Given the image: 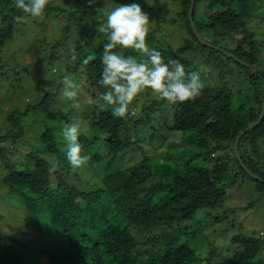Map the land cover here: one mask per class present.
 Listing matches in <instances>:
<instances>
[{
  "label": "trees",
  "instance_id": "obj_1",
  "mask_svg": "<svg viewBox=\"0 0 264 264\" xmlns=\"http://www.w3.org/2000/svg\"><path fill=\"white\" fill-rule=\"evenodd\" d=\"M113 1L118 5L139 3L142 7L144 2ZM260 1L196 0L193 17L198 32L201 36L205 32L220 39L242 34V30L245 33L247 21L264 9ZM170 3L178 4L177 19L186 22L188 36L192 38H186L178 47L173 43L165 47L161 35L157 36L161 22L152 16L155 24L147 42L150 48L162 54L165 62L179 61L186 72L197 71L199 65H205L208 74L202 76L201 95L193 101L170 105L148 89L135 100L139 113L120 118L112 115L111 108L96 106L87 108L88 117L77 116L75 108L65 113L53 103L54 93L45 92L41 102L26 106L23 112H12L3 122L6 134L0 137V142L8 137H12L14 143L25 138L24 121L34 116L38 125L43 124L44 132L40 143L31 146L52 154L63 168L54 169L49 160L31 153L25 155L30 163L23 160L20 167L7 165L0 183L26 209V227L21 232L8 234L1 229L4 217L0 212V264H23L28 257L37 263L42 255L46 264H264L257 259L264 254V238L258 235L259 230L252 232L248 224H242L243 217L254 216L252 205L236 207L234 195L227 196L229 190L240 183L241 176L256 184L258 192L264 191L261 171L264 167V119L242 136L238 146L244 165L258 178L248 174L233 152L237 135L256 121L262 110L264 48L261 46L264 40L259 44L254 35H250L230 51L240 61L253 65L255 73L208 47L210 53L204 55L203 51L199 60L198 55L202 53H196V45L198 48L206 46L190 27V0H170ZM97 11L94 0L92 3L71 0L69 9L46 6V16L61 12L81 28V40L72 47L77 64L73 69L67 65L59 76L57 90L63 88L61 80L67 74L74 82L87 87L93 96L105 91L98 80L103 70V47L108 41L101 38L95 28L85 25L87 17L94 20L99 15ZM24 15L26 13L15 7V0H0V50L14 37L15 26ZM18 16L20 20L16 19ZM75 30L67 25L63 35ZM61 45L56 43L54 49ZM118 51L139 58L133 50ZM215 53L223 57L217 59ZM89 57L91 59L85 64L83 61ZM70 58L71 50L65 49L58 54L54 51L50 61L56 65ZM47 61L45 56L38 64L45 67ZM232 65L245 69L253 84L247 93L237 95L242 101L238 108L232 107L229 84L222 82L235 73H231ZM212 73H217L221 81L209 80ZM143 95L148 96L146 102L140 100ZM166 111L170 113L169 118H162ZM74 118L83 123L78 137L82 154L91 157L82 168L92 170L97 177L85 187L68 183L62 174L73 172L74 168L67 161L66 150L60 148L64 142L59 131ZM146 124H153L156 132L166 129L176 137L175 141L161 134V139H168L163 154L150 162L142 150V160L131 166L124 164L123 156L131 152L135 144L130 138L131 131L135 133L139 126ZM212 143L215 144L213 149ZM228 148L239 173L229 172L228 154L218 158L213 166L208 163L214 150L227 152ZM98 163L104 167L101 172L94 170ZM261 230L264 227L261 226Z\"/></svg>",
  "mask_w": 264,
  "mask_h": 264
},
{
  "label": "rangeland",
  "instance_id": "obj_2",
  "mask_svg": "<svg viewBox=\"0 0 264 264\" xmlns=\"http://www.w3.org/2000/svg\"><path fill=\"white\" fill-rule=\"evenodd\" d=\"M94 1L98 6L97 13L99 14L94 17V20L100 23L96 24L92 17H87L85 20L86 28H95L101 38H107L104 33L99 31V27L106 22L107 13L110 12L112 8L119 5L113 3L115 2L113 0ZM70 2L71 0H50L49 5L51 7L69 9ZM260 5L264 6V0L260 1ZM177 9L178 4L173 5L170 3V0H144L143 2L142 10L150 15L149 28L151 29L155 24V19L153 17L161 22L160 33L157 36L161 35L165 47L170 43H173L174 47H178L186 38H192L190 35L188 36V28L186 27L187 25H185L186 22L177 19ZM198 9L196 11L197 16ZM167 11H169L170 14H167ZM57 13L58 14L51 13L50 16H46L47 14L43 13L41 16L35 18L29 14L24 15L21 22L15 26L14 37L9 40L2 50H0V137L6 134L3 129V122H6L8 116L14 111L20 110L23 112L28 105L41 102L45 92L54 93L53 103L58 105L63 112L67 113L68 110L75 108V110H77L76 115L80 117H88L89 111L87 108L89 109L92 106L111 108L103 102H99V95L93 96L92 92L86 90L87 87H85L86 94L79 98V103L76 105L63 97V88L57 90V86L60 82L59 76L64 73L67 65H71L73 69L77 63H75L76 60L70 58V60H64L54 65V62L50 61V56H54V51L58 54V52H62L65 49L71 50L72 47L78 45L81 40L79 32L81 28L78 24L76 26V22L67 19L65 14L61 12ZM67 25H70L71 28L75 27L76 30L70 32L68 35H63V31ZM246 28L248 29L247 32L244 33L242 30V34L232 35V37H221L220 39L205 32L202 33L201 37L209 44L218 46L230 54H232L230 51L236 49L238 42L242 40L246 41L247 36L254 35V39L259 43L264 40V9L255 14L251 20L247 21ZM58 42L63 45L54 49V45ZM261 47L264 48V44ZM199 48L198 45H196V53H202L203 51L204 55L210 53L207 47ZM218 53H215L214 57L221 59L223 56ZM202 55L203 53L198 55L199 60L203 57ZM45 56L48 59V63L44 65L45 67H41L38 62L45 58ZM223 60L226 61L225 58ZM238 63L243 66L241 62ZM227 68L229 69V67ZM230 69L232 71L231 73H235L231 74L226 80H222V82L226 81L229 84L233 96L232 107L238 108L242 105V101L241 99H237V95H244L247 93L248 90L253 87V84L245 69L241 67L238 68L236 65H232ZM73 76L76 77L77 73H73ZM209 80L221 81L217 73H212ZM78 82L83 81L79 80ZM88 98L97 100V103L88 104ZM140 100L146 102L148 96L143 95ZM132 107L135 108L137 115L140 109L135 106V101ZM169 116L170 113L168 111L162 114V118H169ZM129 121H132V123L134 122V120ZM78 122L80 126L83 125L80 120ZM169 122L170 121H167V123ZM24 126L26 128L25 138L14 143L12 137H8L5 141L3 140V142H0V182H2L3 174L6 173L5 170L8 164L20 167L23 160L30 163L27 157L25 158V155L28 153L37 154L49 160L54 169L58 168L62 170L63 168V164L56 160L52 154H48L43 149H34L33 146H31L32 144L36 145L40 143L41 134L44 132L43 124L38 125L36 118L30 116L25 119ZM153 126V124H146L144 126H139L135 133L131 131L130 138L135 144L131 152L123 156L122 162L124 164L131 166L142 160V150L149 156L150 162H153L154 159L163 154L164 148L168 145V142H166L168 139H161V134H165L167 138L175 141L176 137L167 132L166 129L156 132ZM59 133L60 136L63 137L62 129ZM62 141L64 144H62L60 148L65 151L66 142L64 138H62ZM214 146L215 144L212 143L211 148ZM214 158H217V156H212L208 163L213 164ZM230 160H232L231 155ZM96 165L97 166H94L95 172H101L104 169L99 163ZM261 171L264 173V167L261 168ZM62 174L68 183L78 187H85L90 180L97 179L96 173L82 167L74 169L73 172H62ZM235 189V192H233V190L230 192V197L234 195V201H237L236 207H242L249 203H253L252 208L254 210V216H256V218L253 215H248L247 218L243 217L242 220L244 222H242V224H248V229L252 232L260 230L261 226L264 227V223L262 222V219H264V191L258 192L256 190V184L254 185L246 178L245 182L238 185ZM19 203L20 202L14 199V196L0 183V212L4 217L1 229L8 234L18 232L19 230L21 232L22 228L26 227L24 224L26 209L21 207ZM262 231L264 232V230ZM257 259H259V262L264 263V254H262L261 257L258 256ZM23 264H46V259L45 256L42 255L38 262L35 263L31 257H28L24 259Z\"/></svg>",
  "mask_w": 264,
  "mask_h": 264
},
{
  "label": "clouds",
  "instance_id": "obj_3",
  "mask_svg": "<svg viewBox=\"0 0 264 264\" xmlns=\"http://www.w3.org/2000/svg\"><path fill=\"white\" fill-rule=\"evenodd\" d=\"M89 2L92 3L93 0H89ZM48 5L49 0H15L17 9L34 18L41 16ZM16 19L20 20L21 17L18 16ZM149 23V14L142 10L141 5L129 3L112 8L107 13L106 22L99 27V31L106 35L108 42L103 47L101 57L103 70L98 80V84L105 91L99 95L98 101L110 106L114 117L135 116V108L132 107L133 102L148 89L170 105H178L195 100L201 95L204 88L202 76H207L208 68L201 64L197 71L186 72L185 66L179 61L168 60L165 62L162 54L154 48H150L147 42L150 31ZM118 49L133 50L139 54V58L133 55L126 56ZM71 52L72 59L75 60V48L71 49ZM89 59L91 57L83 62L86 64ZM61 83L63 85V97L74 105L78 104L79 98L86 94L85 87L74 82L67 74L62 77ZM94 103H97V100L88 98V104ZM62 132L66 142L68 163L74 169L81 168L91 157L82 154V145L78 138L81 132L80 123L74 118L72 123L65 125ZM234 144L233 152H235ZM229 153H231L229 148L227 152L220 149L214 150L212 156H217V158H214V163L211 165L213 166L217 159L222 158L224 154H228V159H230L231 154ZM236 157L250 176L258 178L257 175L248 171L240 155L238 157L236 154ZM228 161L231 165L229 172L231 174L239 173L237 165L233 164V158ZM239 182L235 188L245 182V178L241 176ZM234 189L229 190L227 196H230V192ZM249 204L253 206V203ZM258 235L264 238L262 230Z\"/></svg>",
  "mask_w": 264,
  "mask_h": 264
},
{
  "label": "water",
  "instance_id": "obj_4",
  "mask_svg": "<svg viewBox=\"0 0 264 264\" xmlns=\"http://www.w3.org/2000/svg\"><path fill=\"white\" fill-rule=\"evenodd\" d=\"M195 2L196 0H190V5H189V9H188V20H189V23H190V27L192 29V31L194 32V34L198 37L199 41L201 42L202 45L206 46V47H209L217 52H220L222 53L223 55H226L232 59H235L237 62H241L242 65L244 66H247L249 67L253 73H255V67L251 64H248V63H245L243 61H240L238 58H236L234 55L228 53L227 51L221 49L220 47L218 46H214L212 44H209L208 42H206L200 35V33L198 32V29L196 27V24H195V21H194V17H193V13H194V8H195ZM263 118H264V99H263V106H262V111L260 113V116L258 118L257 121L251 123L248 125V127L241 131L239 133V135L237 136L236 140H235V144H234V149H235V152L237 154V156L239 157V153H238V146H239V141L241 139V137L243 135H245L248 131H250L251 129H253L255 126H258L260 123H262L263 121Z\"/></svg>",
  "mask_w": 264,
  "mask_h": 264
}]
</instances>
